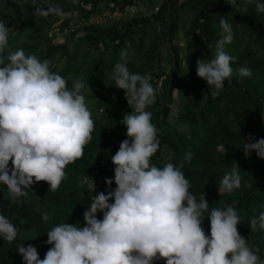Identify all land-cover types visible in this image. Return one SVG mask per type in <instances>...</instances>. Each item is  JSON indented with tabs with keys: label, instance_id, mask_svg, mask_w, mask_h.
I'll list each match as a JSON object with an SVG mask.
<instances>
[{
	"label": "trees",
	"instance_id": "obj_1",
	"mask_svg": "<svg viewBox=\"0 0 264 264\" xmlns=\"http://www.w3.org/2000/svg\"><path fill=\"white\" fill-rule=\"evenodd\" d=\"M49 3L58 5L64 15L43 17L35 12L36 7L46 9ZM134 7L136 13L122 16ZM103 8L111 14L117 11L120 19L92 21V17L103 15ZM184 15L188 19L182 22ZM61 18L59 32H70L63 43H57L51 32ZM221 18L232 27L233 39L225 51L235 60L230 62V80L213 98L206 81L197 76L196 60L214 58L215 43L223 31ZM0 20L10 28L8 48L0 54L5 63L9 52L22 49L26 56L48 60L50 71L60 74L68 89L82 80V94L94 125L83 155L66 165L57 190H50L45 181L36 182L25 190L27 195L13 203L7 187L0 184V214L19 228L13 242L0 239V264H23L16 252L21 244L35 246L43 259L51 247L45 243L46 233L61 223L84 226L83 213L95 194L110 190L105 180H114L111 157L128 139L121 121L132 112L124 91L116 88L112 79L118 62L126 63L132 73L151 77L155 99L145 110L152 114L159 147L150 164L183 165L189 192L197 200L203 193L209 203L202 224L205 235H210L208 213L233 206L241 218L238 232L264 259V230L258 225L250 227L251 220L264 211V159L255 152L247 157L242 149L248 137L264 138V13L257 12L256 0H37L35 5L32 0H0ZM156 25L162 29L153 36L149 30ZM81 32L84 34L78 36ZM180 36L184 57L176 42ZM122 50L127 53L123 61ZM242 67L250 69L251 76H241L238 70ZM160 82L162 88L157 93ZM176 89L179 108L174 116ZM189 153L190 159H186ZM103 162L114 167L104 170ZM236 164L240 188L219 193L220 180ZM115 187L113 182L110 188ZM97 218L102 219V214L97 213ZM154 264H165V260Z\"/></svg>",
	"mask_w": 264,
	"mask_h": 264
},
{
	"label": "clouds",
	"instance_id": "obj_2",
	"mask_svg": "<svg viewBox=\"0 0 264 264\" xmlns=\"http://www.w3.org/2000/svg\"><path fill=\"white\" fill-rule=\"evenodd\" d=\"M256 10L264 13V2L256 0ZM35 12L43 17L64 15L51 3L46 9L36 7ZM220 27L214 58L196 60L197 76L206 81L213 98L230 80V62L235 60L225 51L233 39L232 27L224 18ZM9 31L0 20V54L8 48ZM120 55L123 61L127 53L122 50ZM7 61L0 57V184L14 203L36 182L45 181L50 190H57L66 165L83 155L94 125L82 80L68 89L66 80L50 71L48 60L26 56L22 49L9 52ZM238 71L241 76L252 74L245 67ZM112 79L124 91L132 112L121 121L128 139L111 157L114 180H105L110 190L95 194L83 213L84 226L61 223L46 233L45 243L51 247L43 259L35 246L21 244L16 252L23 264H154L161 258L165 264H264L238 232L241 218L233 206L208 213L210 235H205L202 224L209 203L203 193L197 200L189 192L183 165L150 164L159 147L152 114L145 110L155 99L150 75L132 73L126 63L118 62ZM242 149L247 157L255 152L264 159V138L250 136ZM229 168L220 180L219 193H232L241 186L238 165ZM113 182L115 189L110 188ZM42 218L47 220V213ZM257 225L264 230V211L250 222L253 229ZM18 233L19 228L0 214V239L11 243Z\"/></svg>",
	"mask_w": 264,
	"mask_h": 264
},
{
	"label": "rangeland",
	"instance_id": "obj_3",
	"mask_svg": "<svg viewBox=\"0 0 264 264\" xmlns=\"http://www.w3.org/2000/svg\"><path fill=\"white\" fill-rule=\"evenodd\" d=\"M13 2H17V0H12ZM104 6V3L101 4V7ZM111 7H113V4H110ZM104 9V8H103ZM142 8H140L141 10ZM137 8H133L132 12L130 14H124L122 15L124 18L128 15H133L134 13L137 12ZM151 11H149L147 14L149 15ZM154 12L155 9H154ZM67 16H70L71 14L70 13H67L66 14ZM76 14H74V17H75ZM121 17V14L118 13L117 11L114 12V14H111L110 11H108L107 9H104V13L103 15H99V16H95V17H92V21H103L104 22V18H105V22L106 23H112L115 19H120ZM188 18L184 15L182 16V22L186 21ZM64 20V18H61L58 20V22L53 26V31L51 32L52 35H55L56 38L54 39L55 42L57 43H63L65 41L66 38H68V35H69V32H70V29H67L65 30L64 32H59V27H60V24L62 23V21ZM162 27L161 26H153L152 29L149 30L150 34H152L153 36L155 34H158L159 31H161ZM84 33L81 32L78 36L80 35H83ZM147 42V40H146ZM145 42V43H146ZM176 42L180 45L181 47V55L182 57H184V39L180 36ZM164 53H165V50L163 49L162 50ZM168 65L170 64H166V67H168ZM161 82L159 83L158 87H156V92L159 93L161 91ZM173 97H174V104L172 105V115H176L177 111H178V108H179V102H178V90L176 89L174 91V94H173ZM93 105V104H92ZM114 166L112 165H108L106 162H103L102 163V167L104 170H111ZM100 168V169H101ZM94 185V184H93Z\"/></svg>",
	"mask_w": 264,
	"mask_h": 264
},
{
	"label": "built area",
	"instance_id": "obj_4",
	"mask_svg": "<svg viewBox=\"0 0 264 264\" xmlns=\"http://www.w3.org/2000/svg\"><path fill=\"white\" fill-rule=\"evenodd\" d=\"M155 11H158V7L155 8Z\"/></svg>",
	"mask_w": 264,
	"mask_h": 264
}]
</instances>
